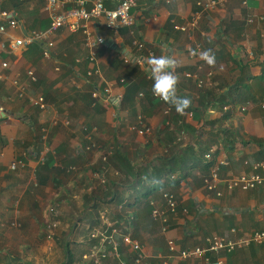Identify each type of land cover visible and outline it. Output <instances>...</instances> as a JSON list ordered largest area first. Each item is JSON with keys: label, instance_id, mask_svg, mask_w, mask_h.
Returning a JSON list of instances; mask_svg holds the SVG:
<instances>
[{"label": "crops", "instance_id": "obj_1", "mask_svg": "<svg viewBox=\"0 0 264 264\" xmlns=\"http://www.w3.org/2000/svg\"><path fill=\"white\" fill-rule=\"evenodd\" d=\"M102 1L106 8H113L118 0ZM207 1L136 0L134 24L117 32L106 28L103 18L85 21L88 30L105 40L96 49L95 60L89 61L81 30L72 32L65 26L50 36L53 46L48 58L43 54L45 41L11 50L9 40L47 29L49 15L45 0H0V11L9 12L17 21L10 28L0 16L6 26L0 32V264H45L48 255L38 245L45 228L40 218L44 202L62 196L64 204L75 202L77 212H83L91 204L86 193L89 198H104L111 181L120 190L118 185L127 177L125 160L115 157L116 149L139 167L192 145L197 153L210 150L216 152L215 160L227 161L220 169L222 177L248 172L252 163L264 162V0H246L245 4L222 0L211 8L199 4ZM136 39L143 42L146 55L152 53L151 58L164 55L175 61L176 95L188 98L186 107L177 110L156 97L157 105L152 106L139 94L131 106L119 108L116 98L125 92L124 75L132 68L134 54L140 52L132 44ZM205 50H211L212 63L199 56ZM3 61L6 67H1ZM105 87L115 102L91 95ZM39 96L44 109L30 101ZM137 117L151 132L129 142L130 124L137 123ZM182 138L185 141L177 143ZM96 143L99 148L113 149L103 165L109 178L101 171L97 175L103 159L98 151H90ZM49 158L48 167L41 169ZM14 160L22 165L11 169ZM199 171L174 190V210L156 200L167 216L166 230L141 204L136 207L135 239L142 247L143 261L264 264V243L202 256L178 255L180 250L203 246L212 235L233 240L264 230V187L228 190L219 184L221 194L216 195L204 187ZM96 180L103 183L102 190L95 186ZM71 186L83 190L71 195L66 190ZM58 205L53 206L58 209ZM169 239L175 244L173 253L168 250ZM122 247L130 254L129 246Z\"/></svg>", "mask_w": 264, "mask_h": 264}, {"label": "built area", "instance_id": "obj_2", "mask_svg": "<svg viewBox=\"0 0 264 264\" xmlns=\"http://www.w3.org/2000/svg\"><path fill=\"white\" fill-rule=\"evenodd\" d=\"M222 0H208L205 3L199 2L200 5L206 7H214L216 4L220 3ZM242 3H246V0H243ZM136 5V0H118L116 5L113 8H106L102 0H45L44 9L49 15V26L45 30H32L25 36L15 38L8 41V47L11 50L23 49L28 45L45 41L46 48L43 51L45 57H50V50L53 46V41L50 39V36L54 31L61 27L65 26L69 31L75 32L81 30L84 35V45L88 48V58L89 61H94L96 58V49L104 44V38L99 34H94L88 30L84 22L94 18H103L106 28L113 32H117L121 27L132 26L134 24V16L132 9ZM0 16L7 20V25L10 28H15L17 26V21L12 18L9 12L5 10L0 11ZM262 20L263 17H260ZM249 21H253L252 18H249ZM6 30L4 23H0V32L3 33ZM133 46L139 51L144 50V44L142 41L136 39L132 42ZM2 46L5 45L3 41ZM201 51L199 52L200 56ZM152 53H148L144 57L135 58L134 61H137L140 65H143L148 68L146 61L151 58ZM6 62H1V67H6ZM149 69V68H148ZM28 75L31 78H34L33 72L28 70ZM186 76H192L190 73H186ZM3 75L0 74V78ZM195 75L193 76V78ZM199 85L202 84V80L196 77ZM18 80H14L15 84L18 83ZM19 95L23 93V86L19 88ZM91 95L94 98L102 96L107 102L111 99L110 90L108 87H105L102 91L93 90ZM122 94L118 95L116 101L122 99ZM153 96L162 100V98L153 93ZM34 105H37L39 108L44 109L45 103L43 97L39 96L30 100ZM264 107V103L261 104ZM130 129L135 130L139 134H144L149 131L148 126H146L142 120V117H138L137 123L130 126ZM94 144L92 145V147ZM90 147V146H89ZM110 153V152H109ZM108 154H103L102 159L105 161ZM205 160L209 161L212 158L211 152L205 154ZM227 161L225 159H216L214 164L210 168L209 175L204 179V187L207 190L214 191L216 195H220L221 191L217 188L219 184H223L226 189H241L249 190L256 187H264V162H254L251 164V170L248 172H241L237 175L222 177L220 175V169L222 166L226 165ZM18 165H22L21 161H12L10 163V168L15 169ZM165 199V205L169 210H174L176 202L174 195L169 192L163 194ZM150 204L153 205L151 211V216L153 218H158L162 222V230L167 229V216L160 210L159 206L154 202L153 199L150 200ZM53 219L47 222L46 225V238L49 240L53 237L54 231L59 225L57 220L54 218L58 217V209L56 206H51L48 212ZM107 226H110V223H106ZM92 237H99L98 243L91 248V256L98 264H131L128 261L124 260L121 256L120 248L122 245L129 246L131 252H136L137 255L134 258V264H142L143 255L142 247L138 240L132 238L129 234L121 232L118 228H112L109 233L107 230L104 231H93L91 233ZM251 243L261 244L264 243V230H255L252 233L237 239H230L224 236L212 235L206 238L205 244L203 246H196L194 248H187L180 250L178 255L180 257H191V256H202L206 252L213 251L218 252L220 250L230 251L234 248H239L242 246L249 245ZM168 250L170 253L175 251V244L173 240L169 239L167 241ZM220 262H213L212 264H219Z\"/></svg>", "mask_w": 264, "mask_h": 264}, {"label": "trees", "instance_id": "obj_3", "mask_svg": "<svg viewBox=\"0 0 264 264\" xmlns=\"http://www.w3.org/2000/svg\"><path fill=\"white\" fill-rule=\"evenodd\" d=\"M146 53L145 50H142L136 52L134 56L135 58H140L144 57ZM132 63L131 70L127 75H124V83H127L122 99L119 101V108L131 106L134 103V97L139 94H141L143 99H148L149 105L156 106L157 102H153V99L156 98L153 97V79L149 69L141 66L137 61ZM162 100L164 104L172 106V103ZM113 152H115V157L123 156L122 158L125 160L123 168L127 178L120 182L122 183L121 185L118 183L120 190L113 187L117 183L115 184V182L111 181L112 185L109 187L107 183L106 188L110 191L109 197L93 196L90 198L92 202L87 208L92 211V215L86 218V223L88 224L87 236L84 237L85 240H77V244L74 243V240L73 242L70 240L64 242L65 264H98L91 256V248L98 243L99 238L91 236L93 231L107 230V233H109L112 228H118L121 232L129 234L135 239L138 224L136 221H138L139 217L136 207L141 204V208L147 212L148 216H151L153 205L150 204V200L153 199L156 203L158 199L166 207L163 197L165 192L172 193L176 202L174 190L180 186L182 181L187 182V176L194 175V171L198 169L200 170L199 179L204 185V179L209 175L216 153L210 150H202L197 153L198 151L192 145H186L185 148L159 155L157 158L138 167L130 161L127 153H122L119 149ZM208 152H211L212 158L206 161L204 156ZM48 160L50 158L45 159L44 165L39 167L41 169L46 167ZM129 175L130 177H128ZM82 218V216L79 217L72 227V232L75 233L76 231V235L78 234L77 231L80 230V225H82ZM151 218L153 217L151 216ZM107 222L110 223V226H107ZM120 251L124 260L134 264L136 252L125 254L122 246ZM142 264L146 263L143 261Z\"/></svg>", "mask_w": 264, "mask_h": 264}, {"label": "rangeland", "instance_id": "obj_4", "mask_svg": "<svg viewBox=\"0 0 264 264\" xmlns=\"http://www.w3.org/2000/svg\"><path fill=\"white\" fill-rule=\"evenodd\" d=\"M137 120H138V117H137ZM130 126H131V124H130ZM129 132H130V135H129L128 141L129 142H135V137L137 135L141 136V137H147V136L150 135L151 131L149 130L148 132H146L144 134H138L135 130L131 129V130H129ZM181 135H183V134L181 133ZM130 136H131V138H130ZM184 141H185V138L184 139L182 138L177 143H182ZM99 146L100 145H98L96 143L94 148L91 149L90 151L91 152L98 151L100 153V155H99V159L100 160H102L101 159V157H102L101 153L102 154H108L110 151L113 150L112 147H109V146H107L105 148H99ZM105 164H106V162L101 161V164H100L99 169L97 171L98 172L97 175L99 176L100 175L99 171H101V173L103 172V175H102L103 177L109 178L110 177L109 173L106 172L105 167L103 166ZM94 184H95V186L97 187L98 190H102L103 189V185H102L103 183L102 182H99V181L96 180L94 182ZM81 185H83V184H81ZM83 187L85 188V190H87L89 188V186L86 185V184H84ZM66 190H68L71 195H73L74 193L79 195L80 191H82L83 189L79 190L78 186H77V188H75L74 186H71V188H67ZM81 195H82V193H81ZM86 196H87V199H90L88 193H86ZM62 199H63V197L60 196V197H57L56 200L53 198V200L51 202H48L49 200L44 202V204L42 206V208H43L42 209V213H40L41 223L43 224V227H45V228H43L44 231L42 230V232L40 234V238L41 239L38 242V245H41L40 247L42 249L44 248V250H46L45 251L46 254L48 255V258L45 261V264H65L66 258H65V255H64V247H63L64 246V242L66 240H70V241L73 242V240H74V243L77 244V240H80V239L85 240L84 237L87 236V233H88L87 232L88 231V229H87L88 224L86 223V218H88V217H90L92 215L91 214L92 211H90L87 208L83 212H79V211L77 212V205L75 204V202L74 203L70 202L68 204H66V203L64 204ZM82 199L87 201L85 197H83ZM90 201H89V203H91ZM56 203L59 204L58 205L59 214H58V217L54 218V219H55V221L57 220V222H59V225L55 229V231H54L55 233H54L53 237L48 240L46 238V225H47V222H49V221H51L53 219V217L49 213L47 215V208H48V206H53ZM43 214L45 216H47V217L45 218ZM81 216L83 217L81 219L82 220V225H80V230L77 231L78 234L76 235V231H75V233L72 232V227L75 224V221H77V219L79 217H81ZM79 234H80V236H79ZM76 248H78V247H76Z\"/></svg>", "mask_w": 264, "mask_h": 264}, {"label": "clouds", "instance_id": "obj_5", "mask_svg": "<svg viewBox=\"0 0 264 264\" xmlns=\"http://www.w3.org/2000/svg\"><path fill=\"white\" fill-rule=\"evenodd\" d=\"M210 52L211 50L202 51L200 57L208 63H212L213 55ZM146 63L153 79V92L165 101L172 103L177 110L186 107L189 104L188 98L176 95V77L172 71L175 61L168 56L161 55L149 58Z\"/></svg>", "mask_w": 264, "mask_h": 264}]
</instances>
